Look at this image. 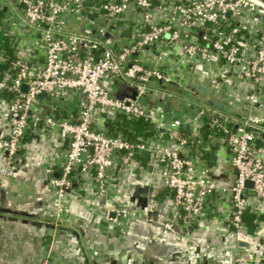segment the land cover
Returning <instances> with one entry per match:
<instances>
[{"label": "built area", "instance_id": "1", "mask_svg": "<svg viewBox=\"0 0 264 264\" xmlns=\"http://www.w3.org/2000/svg\"><path fill=\"white\" fill-rule=\"evenodd\" d=\"M0 5L7 7L12 27L3 40L14 47L10 56L0 55L9 67L0 72V124L6 130L0 151L9 163L31 130L42 138L59 136L62 158L52 157L43 168L55 190V207L47 216L54 227H64L66 199L72 197L122 232L142 212H152L150 202L159 203L155 196L163 191L171 206L156 221L165 230L188 234L202 221L218 220V251L231 264L264 259V250L258 256L249 249L257 233L244 220L245 213L253 214L258 224L264 212V144L257 140L264 135V114L231 115L168 89L182 87V70L235 88L247 83L251 110L264 84V0H0ZM164 98L194 103L195 115L221 130L226 151L221 173L232 177L228 186L216 183L219 172L180 130L201 136L202 127L187 126L182 112L166 117ZM116 115L148 119L157 132H110L105 120ZM126 178L148 187L139 193L142 208L121 196Z\"/></svg>", "mask_w": 264, "mask_h": 264}, {"label": "crops", "instance_id": "2", "mask_svg": "<svg viewBox=\"0 0 264 264\" xmlns=\"http://www.w3.org/2000/svg\"><path fill=\"white\" fill-rule=\"evenodd\" d=\"M5 16L0 19V29L7 38L12 27L6 24L7 14ZM160 16H157V20ZM23 40L27 43L29 37H23ZM181 79L182 87L172 85L168 89L187 96L195 95L201 101L202 92L198 87L202 86L220 93L229 102L230 110L227 111L226 106L222 110L233 111L243 117L249 112L256 116L264 114V84L253 108L249 110L246 108L247 83L235 88L222 82H211L187 70L181 71ZM161 104L165 107L168 104V109H164L166 117H179L177 113L186 111L181 99L164 98ZM198 132L201 133V130ZM0 135H6L2 124ZM209 141L210 144L202 141L196 145L209 154V159H213V162H208L219 172L216 183L228 186L232 177L229 173H221L226 158L223 136L210 134ZM61 143L55 132L49 138H42L31 130L24 147L9 163L0 151V264H196L203 256L221 264H231L228 257H223L218 251L221 246V225L218 220L202 221L197 229L193 228L188 234L180 230L179 233L165 230L156 221L164 220L171 206L165 197L167 192L163 191L155 196L159 203L149 204L156 218L142 212L139 219L122 232L109 228L108 222L100 214L92 212L85 203L72 197L66 199L69 218L62 230L45 223L44 218L55 207L56 197L50 184L51 176L46 175L43 168L52 157L60 161L64 149ZM61 145L63 148H58ZM135 182L130 178L125 179L124 188L120 190L123 198H131ZM159 204L162 206L159 207ZM225 207L229 209L228 205ZM53 230L70 232L71 237H58ZM255 232L256 242L249 249L259 256L264 250V212Z\"/></svg>", "mask_w": 264, "mask_h": 264}, {"label": "trees", "instance_id": "3", "mask_svg": "<svg viewBox=\"0 0 264 264\" xmlns=\"http://www.w3.org/2000/svg\"><path fill=\"white\" fill-rule=\"evenodd\" d=\"M155 2H158V0H154ZM6 14L1 10V5H0V19L1 17H6ZM3 29H0V55L6 56L13 51L14 47H12L9 43H7V40L4 39V35L1 33ZM19 56V55H18ZM11 57H17L14 55H11ZM8 65L5 63V61L0 60V72H2L5 69H8ZM229 114L235 115V112L230 111ZM237 115V114H236ZM238 116L242 117V114H238ZM106 123L108 126V129L110 132H112L114 129L121 130L126 136H138V135H154L157 130L155 129V126L150 122L148 119H144L142 117L130 119L127 118L124 115H116L115 117H107L106 118ZM222 123L227 126V127H232L233 123L231 121L226 120H221ZM181 132L187 134V137L189 139H194L195 144L201 143L202 141L204 142H209V136L210 134H217L218 136H221V130H219L217 127H202L201 128V136H191V132L188 128H180ZM260 144H264V135H260L259 138L257 139ZM202 152L204 153L205 158L209 159V157L206 154L205 150L202 149ZM141 159H145L143 157H140ZM207 159V160H208ZM209 162H213V159H209ZM244 220L246 221L247 224V230L251 233H255V230L257 228V223L254 220L253 214L245 213L244 214ZM44 222L49 224L50 220L47 218H44ZM63 225H65V222H63Z\"/></svg>", "mask_w": 264, "mask_h": 264}, {"label": "water", "instance_id": "4", "mask_svg": "<svg viewBox=\"0 0 264 264\" xmlns=\"http://www.w3.org/2000/svg\"><path fill=\"white\" fill-rule=\"evenodd\" d=\"M1 8L4 12H7V7L5 5H3ZM10 16L12 17L11 14H10ZM67 23H68V18L65 19V24H67ZM22 88L25 89V84H22ZM198 89L202 92V96H201V102L202 103L209 105V106H212L216 109H220V110L226 106L225 107L226 110L227 111L230 110L229 102L227 100H225L220 93H217L216 91H212L210 89L204 88L202 86H199ZM148 100H149V97L144 96L142 98V103L144 105H147ZM166 105L167 106L165 108L167 110L168 104H166ZM183 105L185 108L184 110L192 113V115H191V114H188L187 112H182V114L180 116L182 120L187 122V126L192 127V128L193 127L194 128L195 127L201 128V127H212L213 126V124L210 121H208L204 118L203 114L195 115L198 112V107L194 103L187 102V103H183ZM247 185L249 186L250 183L247 182ZM147 191H148L147 186L137 185L134 187V190L132 192L130 199L132 201H136V205L138 207L142 208L145 205V199H144V197H141L139 195V193H146ZM161 206H162V204H159V207H161ZM147 216L155 219L156 213L155 212H148ZM196 264H221V263L219 261L212 260L210 258H206L205 256H203L202 258L198 259ZM258 264H264V259L260 260L258 262Z\"/></svg>", "mask_w": 264, "mask_h": 264}, {"label": "rangeland", "instance_id": "5", "mask_svg": "<svg viewBox=\"0 0 264 264\" xmlns=\"http://www.w3.org/2000/svg\"><path fill=\"white\" fill-rule=\"evenodd\" d=\"M6 19V20H5ZM4 20L6 21V24L7 23H9L8 22V19L7 18H5ZM192 84H194L195 82H191ZM223 83V82H222ZM224 84V83H223ZM228 87V86H227ZM192 94V93H191ZM191 97H193V98H197V97H195V95H193V96H191ZM62 230V229H61ZM54 232H55V234H57V236L58 237H61V238H65V235H67V236H70L71 235V233L70 232H60V231H56V230H53ZM63 235V236H62ZM56 237V236H55ZM71 237V236H70Z\"/></svg>", "mask_w": 264, "mask_h": 264}]
</instances>
